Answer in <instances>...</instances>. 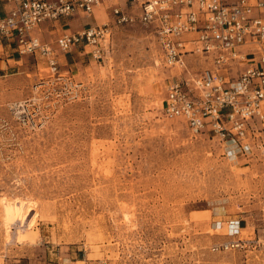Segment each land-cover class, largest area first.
<instances>
[{
  "label": "rangeland",
  "instance_id": "374dc122",
  "mask_svg": "<svg viewBox=\"0 0 264 264\" xmlns=\"http://www.w3.org/2000/svg\"><path fill=\"white\" fill-rule=\"evenodd\" d=\"M115 1L100 24L117 5L137 16ZM112 21L101 60L59 52L57 76L24 55L0 83V264H264V127L234 153L166 118V83L187 71L161 61L152 25ZM214 55H188L189 73ZM232 220L252 242L213 251Z\"/></svg>",
  "mask_w": 264,
  "mask_h": 264
},
{
  "label": "built area",
  "instance_id": "2783aa9c",
  "mask_svg": "<svg viewBox=\"0 0 264 264\" xmlns=\"http://www.w3.org/2000/svg\"><path fill=\"white\" fill-rule=\"evenodd\" d=\"M13 8L0 17V39L16 44L17 52L40 54L51 74L58 72L59 52L81 47L101 60L112 36V24L88 26L62 33L54 47L33 30L42 22L54 21L77 12L91 13L101 0H11ZM135 3L137 16L122 6L113 8V23L136 19L152 25L161 50V61L188 75L168 79L161 106L166 118H180L191 135L208 128L224 147L237 153L250 150L245 142L252 122L264 127V0H125ZM254 12L257 14L254 15ZM214 53L213 64L189 73L187 56ZM231 60L245 62L232 74ZM38 85H36L37 87ZM220 225V222H219ZM225 240L213 251L238 249L252 242L240 236V220H232Z\"/></svg>",
  "mask_w": 264,
  "mask_h": 264
},
{
  "label": "crops",
  "instance_id": "0c3cea01",
  "mask_svg": "<svg viewBox=\"0 0 264 264\" xmlns=\"http://www.w3.org/2000/svg\"><path fill=\"white\" fill-rule=\"evenodd\" d=\"M118 2L119 0H116L114 4H112L116 5ZM105 3L106 0H101L98 5H95L93 7L92 12L89 14L85 12H77L71 16L62 17L58 20L42 22L33 30V34L37 35L43 42H48L42 39V32L49 30L48 28H50V32L52 34L54 33L53 41H55V39L62 33H73L88 26L100 24L101 20L104 17L100 6L104 8ZM13 6L14 3L11 0H0V17L5 16L13 8ZM104 10L106 12L105 8ZM111 16V19H109L108 17L107 21L113 20V14ZM24 55L36 56L37 54ZM24 55H21L17 52L16 44L14 42L0 39V83L6 80V82H8L11 76H13V74L15 73V68L17 67L19 69L17 65H19ZM2 85H4V83L0 84V86ZM242 223L243 221L240 220L241 229L246 227L245 225H242ZM228 227H230V225H228Z\"/></svg>",
  "mask_w": 264,
  "mask_h": 264
}]
</instances>
